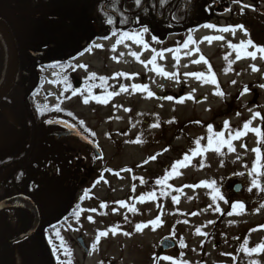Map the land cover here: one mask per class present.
Masks as SVG:
<instances>
[{
    "label": "rangeland",
    "instance_id": "374dc122",
    "mask_svg": "<svg viewBox=\"0 0 264 264\" xmlns=\"http://www.w3.org/2000/svg\"><path fill=\"white\" fill-rule=\"evenodd\" d=\"M253 1L244 0L237 9L239 12L248 13V17L252 18L257 13V6ZM259 1L261 5L258 10L263 11L264 0L257 2ZM241 5L250 7L242 10ZM224 16L230 17V14L227 13ZM240 18L241 20L239 21L238 17L236 22L237 26L243 25L246 29L247 26L242 21L244 14H241ZM216 21H219V18L212 20V22ZM221 24L228 23L221 21ZM243 35L242 31L232 35L230 32L221 33L202 26L195 30L194 35L184 37L180 47L176 46V42L181 35L170 36L167 41L174 46L171 50L175 51H167L163 50V47L168 45L164 43L155 45L151 35L145 32L143 42L148 45L147 49L142 44L138 45L127 39L115 52L109 54V59L100 51L92 52L84 60L85 63H90L92 69L101 71L104 69L105 61L108 60L110 74L125 72L135 77L121 82L115 79V90L123 84L129 88V92L113 97L106 104H98L91 99L88 104H84L82 101L86 97L81 94L82 92L77 95L72 94L75 90L73 84H70L69 93L66 94L63 88L66 78L64 72L52 71L47 74L41 99H45L47 94L49 100L45 99V101L50 106L65 107L86 120L95 130L98 144L103 151L104 158L97 164L99 173L91 177L86 182L87 185H84L82 181L83 187L79 192L81 195L88 188L91 196L82 204L81 209H96V212L81 211L78 222L67 225L61 231H56L59 232V237L54 232L55 242H50L42 235L38 237V243H26L24 247H16L15 264H65L68 260L71 264H157L153 261L154 256L172 257L177 262L182 259L186 264H249L251 260L264 264V253L247 256L240 251L239 245L245 235L248 238L249 249L264 241V231L252 232L249 235L250 230L264 225V208H260V205L264 204V192L258 189H253L251 192L247 190L251 186V180L255 178L247 175L256 158L252 149L260 148L262 154L260 163L264 165V144L258 145L257 136L251 132L243 139L232 142L235 152H228L227 147H224L221 154L208 151L203 155L192 157L189 166L183 167L179 175L172 179L173 186L168 189L165 198L140 203L137 202L139 200L137 194L133 199L128 197L135 182L133 177H161L170 171L172 165L180 161L183 155L188 154L189 150H196L197 139L204 137L205 139L200 140V145L202 147L207 145L209 133L207 128L195 125L197 120L211 125L216 133L224 131V139H227L229 132L224 129L225 121L229 122L230 129L233 130V128H242L245 122L252 120L253 112L261 115L260 108H264V87H260L261 84L264 85V59H260L261 54L258 53L255 60L250 58L236 60V52L227 47L228 43L240 44L241 40L245 39ZM215 36H221L223 39L213 40L211 43L205 40L206 37ZM186 42L188 47L184 48ZM253 50L248 48L246 51ZM129 52L141 53L140 62L129 55ZM160 52L164 53V57L161 59L157 56L156 65L165 72L178 73L176 78L164 79L151 70L152 64H148L147 68L144 66L156 53ZM226 55L227 61L224 59ZM174 56L179 57V60L174 59ZM201 56L207 63H193ZM114 57L120 62L117 63ZM229 63H231V69L225 74ZM184 65L188 66L184 67ZM209 65L211 72L215 74L216 84H202L200 80L185 76L186 73H204L208 76L210 75ZM250 65H254L259 71L252 72ZM82 75L81 70L76 73V76L71 74L79 78ZM176 79H179L180 83H176ZM77 81L73 80L74 83ZM232 81L236 83L232 84ZM133 84L147 85L149 91L154 94L153 98L145 99L147 93L133 94L131 91ZM217 84L219 91L224 93L223 98L213 95L218 90ZM245 86L250 93L238 98L240 88L244 89ZM181 91H184V97L192 96L193 99L177 104L175 100L160 101L155 96L157 93L163 95L168 92L171 97L174 95L180 97ZM257 94L259 97L255 100ZM250 102L259 106V109L254 107L246 109V105ZM113 105L119 107H113ZM124 109H130V111L125 112ZM157 121H159L158 127H150ZM168 121L175 122L168 123ZM251 127H259L264 133V120H252ZM138 137L141 143L131 142ZM241 144L246 145L247 150L242 148ZM165 149L168 151H164ZM157 153L162 155L157 156ZM153 156H156V159L150 161L149 158ZM201 160L207 165L206 167H201ZM146 161L148 162L145 163ZM122 169H131V172L122 171ZM261 170L264 171V169ZM237 173H244V175H236ZM97 181L99 183H96ZM212 181L216 182L215 187L220 190V194L228 203L220 199L213 203L214 193L211 188L184 187ZM261 182L264 183V177H261ZM237 183L243 185V190L239 194L233 191ZM141 188L137 185V193ZM181 188L182 192L174 191ZM175 196H179L177 204L172 202ZM120 201L126 202L128 207H134L136 212L128 211V207L118 208L117 202ZM237 202L244 204V214L227 215L232 211L230 205ZM101 204L107 207L101 208ZM159 205L163 206V212ZM217 206L224 213L223 215L215 210ZM113 209H117L115 214ZM257 209H260L258 213ZM101 212L105 215H100ZM193 213H199V215H193ZM89 216L95 223L89 222ZM157 216H160L163 226H157L156 231H152L151 227L140 233L134 231L137 224L148 223L155 220ZM209 221L214 223L209 224ZM116 226H119L118 234L113 236L109 233L108 238H101L97 250L91 251L97 233ZM197 228L206 235H195ZM173 230L172 240L178 246L170 252H164L161 249V243L165 237L172 234ZM122 232L132 235L126 237L119 234ZM80 237L84 239L88 253H85L78 243ZM61 238L70 250V256L64 254L60 246ZM181 241L186 245L185 248L179 246ZM222 253L227 255H221ZM232 257L236 259L233 260ZM158 264H168V262L160 260Z\"/></svg>",
    "mask_w": 264,
    "mask_h": 264
},
{
    "label": "flooded vegetation",
    "instance_id": "af4514ba",
    "mask_svg": "<svg viewBox=\"0 0 264 264\" xmlns=\"http://www.w3.org/2000/svg\"><path fill=\"white\" fill-rule=\"evenodd\" d=\"M18 1L10 0L11 6L2 11L5 19L11 21L8 24L6 20H2L10 27L16 42L18 65L15 85L9 93H0V203L14 197L32 200L38 209L40 224L37 232L24 243H36L42 235L50 242H55L54 232L78 222L81 211L79 217L74 213L91 198L88 188L79 195L80 189L83 183L87 185L86 182L99 173L97 164L103 160L104 154L95 130L86 120L65 107H59L61 111H53L56 107L47 103V94V101L41 99L47 74L52 71L66 74L63 87L64 90L67 89L66 94L69 93L70 84H73L77 93L90 89L92 96L105 97L107 92L115 90V79H112L114 74H110L107 65L109 61L106 60L104 69L99 71L92 69L90 63H85L84 60L97 51L106 54L109 59L120 33L137 32L143 27L138 20L132 18L134 14L126 10L125 5L132 0H118L115 5L111 0H20L27 2L26 14L18 13ZM257 1H253L255 6L261 5ZM119 4L122 6L120 14L111 10ZM192 4L187 7L186 16ZM239 4L235 0H206L202 18L189 23L186 17L180 24L193 26L194 30L206 24L216 28L235 27L238 17L241 20V12L237 9ZM171 5L175 6V11L180 7L179 3L175 4V0ZM227 13L230 17L224 16ZM109 16L115 23L110 25L106 22ZM123 17L127 18V23H121ZM215 18H219V21L212 22ZM221 21L228 24L222 25ZM245 25L249 35H243L245 39L241 41L251 39L255 45L264 46V38L260 42L253 29L246 23ZM52 28L55 29L54 36L58 37L57 46L50 39ZM114 31L117 33L115 36L112 35ZM150 31L151 27L147 32L150 34ZM1 35L0 33L4 49ZM103 37L111 38L105 40ZM125 40L116 45V49ZM93 44L102 45V48L92 47ZM88 49L91 51H87ZM69 65H85L87 71L83 68L73 70ZM79 70L83 73L80 78L75 77ZM69 73L75 76H69ZM92 74L97 79H89ZM99 77L107 78V83L101 85ZM73 80L78 81L74 83ZM118 81L125 79L120 78ZM242 90L243 87L239 90L238 98L241 97ZM81 94L88 97L87 91ZM181 94L185 96L184 91ZM258 97L257 94L255 100ZM38 106L43 114L38 113ZM252 107L259 109L253 102L245 108ZM260 112L264 116L263 107ZM80 121H83V127ZM77 131L88 138L90 143L82 141ZM86 192L87 198L82 199ZM34 220L32 213L24 208L0 211V250L2 241L5 240L2 239L4 231L11 230L14 238V229H26L15 237L23 235L32 228ZM12 252L14 255V246Z\"/></svg>",
    "mask_w": 264,
    "mask_h": 264
},
{
    "label": "snow or ice",
    "instance_id": "6c2138e0",
    "mask_svg": "<svg viewBox=\"0 0 264 264\" xmlns=\"http://www.w3.org/2000/svg\"><path fill=\"white\" fill-rule=\"evenodd\" d=\"M112 4L115 5L118 0H111ZM167 0H161V3H166ZM235 2L239 3V0H235ZM135 4L137 7H139L141 5V0H135ZM103 7V6H102ZM211 7V6H209ZM246 7H250L248 5H241L242 10ZM113 12L117 11V8L115 6L112 7L111 9ZM207 10V9H206ZM230 11V9H229ZM241 14H243V11L241 12ZM122 15V14H121ZM106 22L108 24H113L115 23V21L109 16L106 19ZM121 23H127V18L123 17L121 20ZM203 27L205 28H211L214 31L217 32H221V33H232V35H235L237 31H242L244 33L245 36H248L249 34L247 33V30L244 29L243 25H238L235 27L229 26V27H223V28H216L213 25H203ZM148 29L145 27L140 31H137L135 33H128V32H122L119 34V39H117L116 41V45H119L123 40L125 39H129L132 40L134 43L138 44V45H143V47L145 49L148 48V45L146 43L143 42V34L145 32H147ZM113 36L117 35V33L114 31L112 33ZM111 37H103L102 39H110ZM223 37L221 36H215V37H206L205 40H207L209 43H211V41L213 40H222ZM189 40H191V38H189ZM116 45L113 46V48L111 49V51L115 52L116 51ZM92 47L95 48H102V45H98V44H93ZM188 47V43L186 42L184 45V48ZM227 47L229 49H232L233 51L236 52V60H240V59H246V58H250L252 60L257 59V53H260V59H264V46H257L253 43V41L251 39H247L246 41H241L240 44L238 45H234L232 43H228ZM248 48H252L254 49V51L252 52H247L246 50ZM87 51H91V49H88ZM167 51H175V50H167ZM83 53H81L82 55ZM121 55H123V53H121ZM129 55H131L133 58H135L137 60V62L139 61V56L141 55V53H136V52H129ZM189 55H191V53H189ZM229 55H231V53H229ZM159 56L161 59H163L164 57V53L160 52V53H156L151 60H149L144 66L147 68L148 64H152L153 68L151 69L152 71H154L156 73V75L163 77L164 79H168V80H172L174 78H176L178 76V73H168L165 72L161 67H159L158 65H156V57ZM116 59V62L119 63V59L117 58H113ZM174 59H176L177 61L179 60V57L174 56ZM224 59L227 61L228 60V56L226 55L224 57ZM207 63V61L205 60V58L203 56L200 57L199 60H194L193 63ZM188 65H184V67H187ZM69 67H72L73 70H76L77 68H83L85 71H87V66L85 65H69ZM251 67V71L252 72H257L259 71V69L257 67H255L254 65H250ZM231 69V63L228 64V69H226L225 74H227V71ZM208 72L210 73V75L205 76L204 73H186L185 76H190L193 77L197 80H200L202 84L204 83H212V84H216V79H215V74L211 72V66H208ZM134 79V75H129L126 73H116L112 79ZM89 79H97V77L95 76V74H92ZM99 79L101 80V85H104L107 83V78L104 77H99ZM176 83H180L179 79H176ZM236 81H232V84H235ZM114 88L116 86H113ZM260 87H264V85H260ZM217 91L213 93V95L216 96H220L221 98H223L224 93L222 91H219V85L217 84ZM67 90V89H65ZM83 91H87L88 92V97L83 99V103L84 104H88L89 100H94L96 103L98 104H106L110 99H112L115 96H119L122 93H128L129 92V88L126 87L125 85L121 84L119 85L118 90H115L113 92H107V89H105V91L107 92V95L105 97H100V96H92L90 89H83L81 90V92ZM131 91L133 94H135L136 92H141V93H147V95L144 97L145 99L148 98H153L154 94L149 91L148 86L147 85H135L133 84L131 86ZM249 90L247 88V86L244 87V89L242 90V92L240 93L241 96L248 94ZM73 95H77V91L73 90L72 92ZM70 98V97H68ZM161 99H166L169 101H173L174 98L171 96H167V97H162ZM193 99L192 96H187V97H183L181 99H176L175 103L177 104H183L186 100H191ZM46 107V106H44ZM113 107H119L117 105H113ZM53 111H61V109L57 106L56 108L52 109ZM38 113L43 114V112L41 111V107L38 106L37 108ZM125 112L130 111V109H124ZM251 111V109L249 110ZM69 115H71L69 113ZM237 115H239V113H237ZM256 119H260V120H264V116H261L260 113L258 112H253L252 113V120H256ZM252 120H249L247 122H245L242 125V128L240 130H231L230 129V125L228 121L224 122V129L227 130L229 132L228 138L224 139V131L221 132H214L213 128L211 125L208 126L207 128V132L209 133L208 137H207V145L205 147H201L200 146V140L205 139L204 137H201L199 139H197L195 141V144L197 145L196 150H194L191 154V157L189 155H185L183 157L182 160L175 162L172 167L171 170L165 173V176L161 179H157L155 181V183L158 186H164L167 187V181L169 179L174 178V176L179 175L178 169L181 167H187L189 166L190 160L192 157L198 156V155H203L205 152L208 151H212L215 152L217 154H221V150L224 147H227L228 152H235V148L232 146V142L234 140H240L243 139L248 133H253L254 135L257 136V144H264V133L261 132V129L259 127L257 128H252L251 124H252ZM175 121H168V123H174ZM47 123H51V121H47ZM195 123H199L198 121ZM80 125L81 127H83V121H80ZM159 126V121H157L156 123H153L150 127L152 128H156ZM133 127H135V125H133ZM85 131H88L87 129H85ZM91 135H95L94 133H90ZM132 143H141L142 141L140 140V138L138 137L135 141H131ZM242 148H245V150H247L246 145L241 144ZM164 151H168V149H165ZM252 152H254L256 154V158L254 160L253 166L251 168V170L247 173L248 176L252 177L254 176L255 178H253L251 180V186L247 189L249 192H251L253 189H258L261 192H264V183L261 182V177H264V171H262L261 169H264V165H261L260 161L262 159V154H261V150L259 147L254 148L251 150ZM162 155V153H157V156ZM156 156L150 157L149 160H155ZM237 159H239V157H237ZM148 161H146L145 163H147ZM201 167H206L207 165L204 164L203 160H201L200 162ZM221 166H223L221 164ZM247 167V166H245ZM122 171H126V172H131V169H122ZM116 175H119V173H116ZM236 175H244V173H237ZM133 179H140L141 183H145V181L142 178H138V177H133ZM96 183H99V181H97ZM216 182L212 181V182H201L198 185H185L184 187H188V188H198V187H207V188H211L214 195L212 196V200L213 203H215V201L217 199L220 200H224V203H228L227 200L224 199L223 195L220 194V190L218 188L215 187ZM95 186V185H94ZM133 191H135V185H133ZM174 191L177 192H182L183 189H174ZM161 195H167V193L161 192ZM83 198H87V192L85 193V197ZM146 199H155V193H150L148 194L147 197L145 196H141L139 197V200L137 202L143 203L145 202ZM172 202L173 204H177L179 202V196H175L172 198ZM117 206L118 208H125L128 207V205L126 204V202L124 201H120L117 202ZM101 208H105L107 207V205L105 204H101L100 205ZM161 212H163V206L159 205ZM230 207L232 208V211L228 212L227 215L232 216V215H243L244 214V204L237 202V203H233L230 205ZM260 208H264V204L260 205ZM217 212H221L219 206L216 207L215 209ZM260 209H257L256 212L258 213ZM80 211H90V212H96V209H80L79 211L75 212L74 215H76L77 217H79ZM117 211V209H113V213L115 214ZM128 211L135 213L136 209L134 207H128ZM100 215H105V213L101 212L99 213ZM224 213L221 212V215H223ZM181 215H184L183 213H181ZM193 215H199V213H193ZM89 222L91 223H95L94 220H92V218L89 216L88 217ZM125 219L127 220V216H125ZM183 223H187V221H183ZM214 223L213 221H209V224ZM157 226H163L162 225V221L160 219V216H157V218L153 221H149L148 223H143V224H137L135 226L134 231L136 233H140L142 232L144 229H147L149 227H151L152 231H156ZM207 226V225H206ZM118 228L119 226L113 227V228H109L106 231H99L97 233L96 236V240L95 243L92 245L91 251H96L97 250V245L100 243V239L101 238H108L109 233H111L113 236L118 234ZM256 231H264V225H261L259 228L256 229H252L249 232V235H251L252 232H256ZM121 235H124L126 237H131V233L128 232H122L119 233ZM195 235H200V236H205L206 233L201 232V230L199 228L196 229V232L194 233ZM56 236L59 237V232H56ZM174 238V230L172 232V234L169 237H165V240H169ZM248 245V238L246 237L241 248L240 251L244 252L245 255L247 256H252V255H260L261 253H264V241H262L260 244H258L256 247L249 249L247 247ZM60 246L63 249V252L65 255L70 256V250L66 247V245L64 244L62 238L60 240ZM181 248H185L186 245L181 241L180 245ZM201 247H203V245H201ZM91 254V252H90ZM182 255V254H181ZM221 255H227L225 253H222ZM233 260H235V257H232ZM163 260V261H167L168 264H186L185 261H183L182 259L177 262L174 258L172 257H167V256H161V257H153V261L157 262L158 261ZM65 264H71V261H65ZM249 264H259V261L256 260H251L249 261Z\"/></svg>",
    "mask_w": 264,
    "mask_h": 264
},
{
    "label": "trees",
    "instance_id": "16d2710c",
    "mask_svg": "<svg viewBox=\"0 0 264 264\" xmlns=\"http://www.w3.org/2000/svg\"><path fill=\"white\" fill-rule=\"evenodd\" d=\"M174 0H167L166 3H161V0H141V5L139 7L136 6L135 0H132L128 2L126 6V10L134 15H132V18H135L138 20L143 28H147L149 30V27H151L150 35L152 38V41L155 45L163 43L168 45L167 47H163V50H170L174 46L168 43V38L173 35L180 34L181 37L176 42V46L180 47L182 45V39L188 35L192 36L194 34V28L193 26H187L182 25L180 22H183L184 19L187 17L188 22L191 23L194 19H200L203 17V11H204V4L206 3V0H175V4L179 3L180 7L175 11L174 5H171ZM197 1V2H196ZM244 0H239V3H243ZM195 2V3H194ZM194 3V4H192ZM191 5V8L188 12V15L186 16L187 7ZM11 6L10 0H0V19L6 20L8 24H11L10 20L5 19V17L2 14V11L4 8H9ZM118 6L117 13H121V4L116 5ZM27 2L18 1V13H28L27 8ZM257 13L252 18L248 17V13L244 14V19L242 21L246 23L251 29H253V32L256 33L257 39L261 42L263 40L264 35V10L260 11L259 5L256 7ZM160 17V18H158ZM24 21V20H23ZM250 21V22H249ZM26 23H29L27 20H25ZM249 22V23H248ZM41 25V24H40ZM42 26V25H41ZM55 29L52 28L50 39L52 41V44L54 42L55 46L58 45V37L54 36ZM53 45V48L55 47ZM53 48H51L50 54H53ZM6 64H7V56L6 53L2 47L1 41H0V82L3 79V76L6 71ZM199 123H195L198 127H205L208 128L209 125L204 124L202 121L197 120ZM196 121V122H197ZM193 123V122H191ZM201 146V145H200ZM202 147V146H201ZM194 149L189 150V155L191 157L192 152ZM186 155V154H185ZM183 155V157L185 156ZM181 158V160L183 159ZM191 161V160H190ZM183 167L178 169V172ZM165 175L161 177H153V178H142L145 183H141L140 179H135L134 185H135V191L131 190L130 195L128 196L130 199H133L134 196L137 194L139 197L145 196L147 197L150 193H155V200H160L165 198L166 195H161V192L167 193L168 189L171 188L172 185V179H169L167 181V187L164 186H158L155 181L157 179L163 178ZM137 185H140L142 188L140 192L137 193ZM53 186H51V189ZM133 189V188H132ZM146 201H150L149 199H146ZM26 229L17 228L14 229V237L17 234L22 233ZM12 231H4L2 235V239H9L12 238ZM247 235H245V238ZM241 240L239 242V245L242 246L244 240ZM25 244H22L21 247H24ZM57 248V247H56ZM13 247L4 245L2 246L0 250V264H15V247H14V255L12 252Z\"/></svg>",
    "mask_w": 264,
    "mask_h": 264
},
{
    "label": "water",
    "instance_id": "95a60500",
    "mask_svg": "<svg viewBox=\"0 0 264 264\" xmlns=\"http://www.w3.org/2000/svg\"><path fill=\"white\" fill-rule=\"evenodd\" d=\"M0 33L6 37L10 46V54H11V74L5 88L0 92L1 94L5 95L9 93V91L12 89L13 85H15L17 80L18 51L10 27L2 20H0ZM35 54L41 55V53H35ZM166 96H167V92H165L164 95H160L159 93L156 94V97L160 101H163L164 99L161 98ZM181 98H183V96L175 97V100ZM77 134L82 139V141L90 143L89 139L86 138L84 135H82L79 131H77ZM98 154L99 156H101L100 152H98ZM234 191L236 193H240L242 191V185L237 184L234 187ZM12 208H24L30 211L32 215L35 217L34 224L32 228L28 230L25 234L14 237L12 239L3 240L2 246L4 245L19 246L37 232L38 226L40 224V215L35 203L32 200L24 197H14L4 200L3 202L0 203V211L12 209ZM78 243L80 244L84 252L88 253V248L86 247L84 239L79 238ZM161 248L165 252L172 251L176 248V243L172 239L163 240V242L161 243Z\"/></svg>",
    "mask_w": 264,
    "mask_h": 264
},
{
    "label": "bare ground",
    "instance_id": "6f19581e",
    "mask_svg": "<svg viewBox=\"0 0 264 264\" xmlns=\"http://www.w3.org/2000/svg\"><path fill=\"white\" fill-rule=\"evenodd\" d=\"M1 39H2V42H3L4 49H5L6 53H7L8 64H7V68H6V72L4 74L3 80L0 83V92L5 88L8 80H9L10 74H11L10 46H9V43H8V41H7V39H6V37L4 35H1Z\"/></svg>",
    "mask_w": 264,
    "mask_h": 264
}]
</instances>
